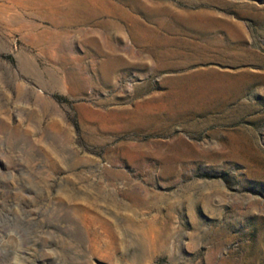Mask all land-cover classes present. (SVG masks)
<instances>
[{"label":"rangeland","instance_id":"obj_1","mask_svg":"<svg viewBox=\"0 0 264 264\" xmlns=\"http://www.w3.org/2000/svg\"><path fill=\"white\" fill-rule=\"evenodd\" d=\"M0 264H264V0H0Z\"/></svg>","mask_w":264,"mask_h":264}]
</instances>
